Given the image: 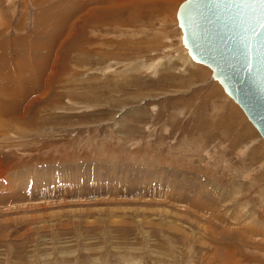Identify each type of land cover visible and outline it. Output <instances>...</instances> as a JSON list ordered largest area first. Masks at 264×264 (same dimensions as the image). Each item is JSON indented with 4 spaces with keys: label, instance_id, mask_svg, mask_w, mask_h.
Wrapping results in <instances>:
<instances>
[{
    "label": "rangeland",
    "instance_id": "obj_1",
    "mask_svg": "<svg viewBox=\"0 0 264 264\" xmlns=\"http://www.w3.org/2000/svg\"><path fill=\"white\" fill-rule=\"evenodd\" d=\"M91 1L0 0V264H264V139L184 0Z\"/></svg>",
    "mask_w": 264,
    "mask_h": 264
},
{
    "label": "water",
    "instance_id": "obj_2",
    "mask_svg": "<svg viewBox=\"0 0 264 264\" xmlns=\"http://www.w3.org/2000/svg\"><path fill=\"white\" fill-rule=\"evenodd\" d=\"M176 21L188 56L211 69L264 139V0H184Z\"/></svg>",
    "mask_w": 264,
    "mask_h": 264
},
{
    "label": "crops",
    "instance_id": "obj_3",
    "mask_svg": "<svg viewBox=\"0 0 264 264\" xmlns=\"http://www.w3.org/2000/svg\"><path fill=\"white\" fill-rule=\"evenodd\" d=\"M82 163H86V162H82ZM96 173L94 172V175ZM69 175V174H67ZM86 175V178L88 177L89 174H85ZM97 175V174H96ZM95 175V176H96ZM83 178V179H86L84 175H77V176H74V177H68V176H64V177H56V178H52V179H49V178H45L43 181H45V185L42 186V190L40 189V191H42V193H50L52 190V192L56 191V192H64V191H76V190H73V189H77L78 187V182L80 181V178ZM81 178V179H82ZM98 179V175L97 177L95 178H92V180H90L89 178L84 180V182L86 183V187L88 188L87 190H89V185L92 186L93 190L97 191V188H98V185H99V181L100 180H97ZM105 179V178H104ZM1 180V178H0ZM41 181V180H40ZM66 181H69L70 183H72L73 185L72 186H66L67 184L65 183ZM92 182V183H91ZM147 182V181H146ZM38 182L34 183L33 185L35 186V184L37 185ZM154 184V182H152L151 184L149 185H152ZM27 185H28V182H27ZM32 185V186H33ZM47 185H50V187H48L49 189H47ZM85 185V184H84ZM153 186V185H152ZM28 187V186H27ZM66 187V188H65ZM36 189H39V188H36ZM61 190V191H59ZM85 190V189H84ZM85 190V191H87ZM92 190V191H93ZM92 193H96V192H92ZM53 195V194H52ZM26 196H29L28 193H26ZM100 198H103V197H100Z\"/></svg>",
    "mask_w": 264,
    "mask_h": 264
},
{
    "label": "bare ground",
    "instance_id": "obj_4",
    "mask_svg": "<svg viewBox=\"0 0 264 264\" xmlns=\"http://www.w3.org/2000/svg\"><path fill=\"white\" fill-rule=\"evenodd\" d=\"M91 1V0H90ZM94 1V0H93ZM96 1V0H95ZM102 1V0H101ZM100 0H99V2H101ZM141 1V0H140ZM92 2V1H91ZM90 2V3H91ZM107 2V1H106ZM108 4L110 5L109 6V8H105L104 7V10L105 9H107L108 10V13H109V15H110V18H111V20H117V17H115V16H117L118 15V13H120L121 11H124L125 9H126V7H123V4L126 2V0H108ZM132 2V1H131ZM148 2H149V0H148ZM82 3V2H81ZM102 3H103V1H102ZM136 3H137V1H136ZM138 3H140V2H138ZM87 4H88V2H87ZM101 4V3H100ZM142 4V3H141ZM147 4H149V3H147ZM99 5V4H98ZM135 5H137V4H135ZM89 6V5H88ZM126 6V5H125ZM149 6V5H148ZM96 7V6H95ZM98 7V6H97ZM96 7V8H97ZM145 7V6H144ZM85 8V7H84ZM92 8V7H91ZM90 8V9H91ZM96 8H93L94 9V11H95V9ZM98 9V8H97ZM132 9V8H131ZM133 9H134V7H133ZM132 9V10H133ZM135 11H136V9H134ZM133 10V11H134ZM92 11V10H91ZM135 17H136V15H135ZM57 19V18H56ZM55 19V20H56ZM66 19V18H65ZM62 20V19H61ZM65 21V20H64ZM106 21H107V19H106ZM58 22V21H57ZM114 22V21H113ZM59 27H60V25H59ZM56 28H58V27H56ZM51 31V30H50ZM54 35V34H53ZM54 36H56V35H54ZM53 38V37H52ZM52 38H50V40L52 39ZM55 38V37H54ZM53 40H55V39H53ZM50 42V41H49ZM51 43V42H50ZM42 54V53H41ZM44 57H46V56H44ZM47 57H48V55H47ZM49 59V58H48ZM198 63V62H197ZM201 64V63H200ZM39 65V63H34V67H37ZM204 65V64H203ZM206 66V65H205ZM208 67V66H207ZM27 69V68H26ZM37 69H40V66L39 67H37ZM230 97V96H229ZM234 101V100H233ZM14 104V103H13ZM257 130V129H256ZM262 137V136H261Z\"/></svg>",
    "mask_w": 264,
    "mask_h": 264
}]
</instances>
